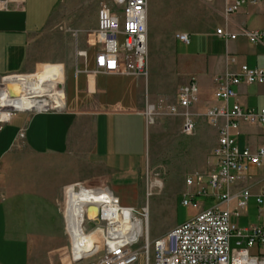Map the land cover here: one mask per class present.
<instances>
[{
  "label": "crops",
  "instance_id": "crops-1",
  "mask_svg": "<svg viewBox=\"0 0 264 264\" xmlns=\"http://www.w3.org/2000/svg\"><path fill=\"white\" fill-rule=\"evenodd\" d=\"M206 1L214 8L220 22L210 26V12L202 9L209 25L196 33H202L204 41L198 43L197 52L179 54L178 65L186 75L185 83L194 77L203 94L208 91L211 98H198L187 109L180 108V115L184 111L193 116L205 115L209 108L221 107L223 102L215 95L216 78L220 75L236 73L243 64L264 68V36L252 42L243 34L245 30H264V2L250 1L238 11L226 14V6L232 0ZM57 2L8 0L7 8L0 9L1 76L19 74L38 65V61L30 58V43L47 28ZM218 28L238 35L235 39L224 38L217 35ZM93 63L95 65V53ZM60 65L45 63L40 69L44 67L41 70L44 72L55 67L63 80ZM103 76L90 69L82 72L73 79L74 91L67 96V107L20 112L0 127V239L13 248L25 249L26 257L31 256L33 248L49 245L55 229L61 228L67 233L64 212L60 208L61 191L73 179L59 180L58 176L68 169L78 171L75 168L80 167L79 162L69 157L75 144L81 146L78 149L84 156L89 152L88 156L108 169L109 180L118 178L120 182L135 183L142 175L144 164L147 166L146 114L134 108L124 75L106 76L108 81H101ZM114 79L116 82L112 83ZM235 90L236 98L231 99L230 104L237 101L256 110L264 107V82H242ZM61 105H65V92ZM214 127L218 139V128ZM237 142L241 148L250 147L253 151L264 146V125L241 123ZM263 185L264 162L261 166L251 165L231 188V193L249 188L250 199L256 200ZM203 201L207 205L212 202ZM223 207L233 210L237 201L232 199L223 203ZM247 207L241 209V215ZM240 216H233L232 221L238 223ZM72 222L74 224L75 220ZM177 224L174 221L172 228Z\"/></svg>",
  "mask_w": 264,
  "mask_h": 264
},
{
  "label": "built area",
  "instance_id": "built-area-1",
  "mask_svg": "<svg viewBox=\"0 0 264 264\" xmlns=\"http://www.w3.org/2000/svg\"><path fill=\"white\" fill-rule=\"evenodd\" d=\"M250 1L264 2L232 0L225 12L232 14ZM149 4L150 0H107L99 8L94 30V73L148 76ZM7 6L8 0H0V9ZM216 33L230 39L238 35L224 28H218ZM243 34L250 41L258 42L264 36V30H245ZM176 38L185 44L190 43L188 33H178ZM22 75H0V127L17 113L30 112L13 105L17 96L11 93V86H17L20 94H24V88L19 81L14 82L9 77ZM216 81L215 95L223 105L213 106L205 113L209 122L218 128V139L213 148L215 166L208 173L197 172L186 177V186L193 189L186 191L182 199L183 205L192 206L197 213L164 236L151 240L147 205L141 209L122 205L109 186L72 182L64 188L65 205L71 198L79 207L80 226L78 217L74 223L79 230L73 226V213L67 214L65 206L63 212L75 261L84 264H264V225L240 226L232 221L233 216H240L241 209L247 207L252 193L249 188L231 193V188L251 165L261 166L264 162V146L253 151L250 147L241 148L237 142L241 123L264 125V107L256 110L237 101L230 104L237 95L235 86L242 82H264V68L243 64L238 72L220 75ZM198 93V83L192 77L179 87L177 106L173 110L190 107L198 99ZM52 109L47 106L31 111ZM181 115L184 116L183 132L193 134L194 116L186 111ZM205 199L211 200V204H205ZM232 199L237 201L235 209L223 207V203ZM256 202L262 206L260 212H263L264 185L256 195ZM93 233L96 236L91 247L75 256L76 240Z\"/></svg>",
  "mask_w": 264,
  "mask_h": 264
},
{
  "label": "rangeland",
  "instance_id": "rangeland-1",
  "mask_svg": "<svg viewBox=\"0 0 264 264\" xmlns=\"http://www.w3.org/2000/svg\"><path fill=\"white\" fill-rule=\"evenodd\" d=\"M105 2L107 0H58L47 28L32 39L30 58L38 61V65L19 74L42 72L44 67L40 69V66L45 63L62 64L63 80L61 72L55 67L44 70L45 82H61L58 88L64 90L63 94L65 92V105L52 108L67 107V96L74 91L73 79L89 69L94 72V30L97 12ZM208 3L206 0H150L149 74L147 77L124 75L131 89L134 108L142 110L147 117L148 163L146 167L144 164L139 179L135 183L129 180L120 182L118 178L109 180L108 169L88 156L89 152H85L84 156L78 149L81 148L79 144H75L69 153L74 162H79L80 167L75 168L78 171L68 169L58 176L59 180L73 179L70 183L82 181L89 186H109L120 197L122 205L138 209L147 205L151 240L164 236L174 221L182 223L197 213V209L182 203L183 194L193 189L186 186L185 179L197 172L208 173L215 166L213 148L217 142V129L206 115H194L195 131L190 135L185 134L184 116L179 114V109L173 110L177 106L179 87L186 81V75L178 65V55L197 52L200 49L198 43L204 40L202 33L196 32L209 25L207 14L202 9L207 8L210 12V26L220 22L214 15V8ZM178 33H188L190 44L177 40ZM104 75L101 81H108V77L114 76ZM115 82V79L112 80V83ZM203 93L199 87L198 98H211L208 91L207 95ZM52 104L56 105L55 101ZM252 174L255 175L254 172ZM65 186L61 191L62 211L65 206ZM261 207L255 198H251L246 211L237 219L238 224L264 225V211L260 212ZM52 233L54 237L49 245L33 248L30 257H26L25 249L13 248L0 239V263L84 264L72 258L70 238L63 229H55ZM95 236L93 233L78 237L76 247L73 248L74 255L87 251Z\"/></svg>",
  "mask_w": 264,
  "mask_h": 264
},
{
  "label": "bare ground",
  "instance_id": "bare-ground-1",
  "mask_svg": "<svg viewBox=\"0 0 264 264\" xmlns=\"http://www.w3.org/2000/svg\"><path fill=\"white\" fill-rule=\"evenodd\" d=\"M9 78L14 82L19 81L24 88V94H20L17 86H11V93L17 96L13 103L15 108L31 111L40 110L47 106L62 107L61 104L63 103L64 94L63 91L58 88V85L61 82L46 83V75L44 72H36L35 74H26ZM52 101H55L56 105L52 104ZM65 211L67 214L70 212L73 213L71 214L73 220H76L75 217H78V220L81 219L80 209L75 205L74 200L71 198L65 205ZM90 216H93V214L90 213Z\"/></svg>",
  "mask_w": 264,
  "mask_h": 264
},
{
  "label": "water",
  "instance_id": "water-1",
  "mask_svg": "<svg viewBox=\"0 0 264 264\" xmlns=\"http://www.w3.org/2000/svg\"><path fill=\"white\" fill-rule=\"evenodd\" d=\"M60 109V108H59ZM52 110H58L57 108H53ZM91 210H93V207H89Z\"/></svg>",
  "mask_w": 264,
  "mask_h": 264
}]
</instances>
